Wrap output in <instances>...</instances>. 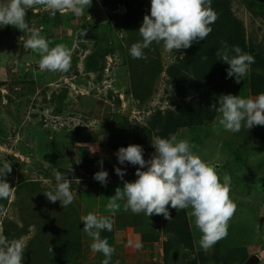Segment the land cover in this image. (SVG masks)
Masks as SVG:
<instances>
[{
    "label": "rangeland",
    "instance_id": "374dc122",
    "mask_svg": "<svg viewBox=\"0 0 264 264\" xmlns=\"http://www.w3.org/2000/svg\"><path fill=\"white\" fill-rule=\"evenodd\" d=\"M97 1L99 0H92L96 4ZM261 1L264 0L257 2ZM97 7L99 6H96L95 9H85V15L88 20H99L102 24H96L97 26L90 27V29H87L88 26H86L84 30L86 34L82 36L79 32L74 46L71 47L69 44L68 47L76 49L75 51L71 49L72 53L74 51L72 56L75 54L79 56L81 64L86 55L92 51L103 54L114 49L115 51H112L115 54L107 56L106 69L100 75L86 74L83 71V65L78 68V74L75 72L71 74V66L66 72L41 71L38 62L31 64L30 68L33 70H28L27 62L30 61L22 58L14 60L21 52L24 54L25 50H21L22 43L16 42L13 33L5 36L0 35V67L8 74L5 81H0V159L7 157L6 161L11 163L16 185H19L23 179L40 180L46 188L55 191L57 168H53V165L59 162L58 158L51 165L48 162L50 160H43L45 156L41 152H37L43 149L48 138L43 130L53 131L51 136L54 137V140L57 138L56 141L61 142L65 147L67 144L84 141L101 146L115 144L127 147L135 141L137 128L145 125L147 118L152 113L158 109L169 108L168 100L169 97L174 96V87L163 70L178 62L189 48L170 52L164 48L162 42L160 44L154 42L146 49L145 55L151 58V61L162 69V72L157 81L153 83L150 97L141 103L133 96L134 91L129 76L131 72L129 65L126 64L128 60L126 35L118 26L115 27L109 23L108 12H104L100 7V10H97ZM231 9L235 17L244 24L249 44L264 47V12L262 14L252 12V9L247 5V0H232ZM121 12L125 13L123 10ZM121 46L124 47V52L121 51ZM38 58H41L39 54ZM123 62L125 63L123 64ZM149 69L155 70L152 67ZM249 72L235 84L236 96L240 95L246 99L254 98L249 96L247 90ZM7 74L4 76L5 78ZM151 79L152 77H146L145 80ZM65 91H68L67 99L61 103V96ZM53 94L58 95L57 102L52 100ZM58 107L65 108L62 114L56 113ZM107 117H109L107 121L102 120ZM220 118L221 114L214 123L207 127L181 129L176 137L178 141L187 139L190 144L195 145L192 149L194 152L206 162L217 166L222 173L230 175V197L237 204V211L229 221L226 238L205 251L199 245L202 233L195 227L194 217L189 214L191 208L186 209L194 234L195 250L192 252L178 247L171 253L172 259L177 257V260L172 261L171 264H184L199 252L210 256L217 251L221 257H225L231 253L235 255L246 251L248 255L259 258L258 263L264 256V221H261L264 218V192H258L255 189L256 182L264 178V145L238 147V140L248 128L242 126L239 132L226 131L219 124ZM41 123L44 124V127L40 125ZM25 146L30 147V153H22L20 149ZM4 151L6 153L3 154ZM144 151L147 160L154 154L155 149L151 143L146 142ZM51 158H53L52 155ZM59 165H61L60 162ZM89 167L91 168L70 170L67 175V178L72 180L71 188L75 196L74 201L80 203L81 209L84 206L87 214L92 212L98 215L103 210L102 214L107 216L110 213L106 209L108 198L117 187L123 188V182L119 178L117 181L111 174L108 176L107 186H101L100 191L96 194L88 193L89 188H85L86 184L96 172L101 170L99 163H96L94 168L92 165ZM103 170L106 171L105 165H103ZM133 173L128 177V182L137 179ZM8 177L7 175V180ZM77 179L80 181L79 184ZM101 191H103L102 194ZM83 192L87 193L83 195ZM23 196L24 194H22V198ZM15 197L16 195L12 194L9 202L15 200ZM17 199H21V196ZM1 202L3 201L0 200V205ZM168 208L171 212L177 211L170 205ZM120 213L132 212L130 209L124 211L123 208H120L114 215ZM145 216L147 219L162 217V215L148 217L146 214ZM111 218H113L112 215ZM5 219L19 220V212L13 205L7 206L5 212L0 214V234L1 224ZM35 232L36 229L32 227L28 237L23 238L25 246L36 234ZM45 237L46 235L38 230L35 242L30 246L32 249L30 252H34V255L27 252L29 257L36 258L34 264L51 262V259L42 251L45 250V245H49V243L43 242ZM160 239L153 251L142 245L134 257H138L135 262L132 259L133 256L131 258L126 256L129 252L130 254L135 253L131 252L134 246H120L118 250L115 249L110 264H117V262L118 264H151V260L156 262L154 257L156 253H159V249H162L160 245L167 239V236L162 235ZM150 255H154V257L151 258ZM104 259L102 252H92L90 248L85 252L81 263L102 264ZM157 264L159 263L157 262ZM222 264H238V262L234 261L231 256L224 259Z\"/></svg>",
    "mask_w": 264,
    "mask_h": 264
},
{
    "label": "trees",
    "instance_id": "16d2710c",
    "mask_svg": "<svg viewBox=\"0 0 264 264\" xmlns=\"http://www.w3.org/2000/svg\"><path fill=\"white\" fill-rule=\"evenodd\" d=\"M257 1L247 0V5L255 14H262L264 12V1H261L262 3ZM99 2L108 12L109 23L115 27L118 26L126 35L125 42L128 58L126 64L127 66L129 65L131 72L129 76L134 91L133 96L136 100L143 103L150 97L153 83L157 81L162 69L151 61L152 59L147 55V59L132 58L130 47L133 43L142 41L138 30L143 22L144 15H150L151 0H99ZM231 5L232 0H212L211 7L218 14V19L211 25L212 32L204 41L193 43L178 62L163 70L174 87V96L169 97L168 100L169 108L165 110L158 109L152 113L147 118L145 125L139 129L137 128L135 141L132 144H138L144 148V143H152L156 135L161 138H168L170 134L177 135L181 129L207 127L219 118L220 113L213 109L212 106L215 105L216 108H219V98L222 95L231 94L236 96L234 88L237 83L235 77L227 78L228 65L216 56V52L221 50L224 44H227L229 49L233 46H239L243 52L249 53L255 58V62L250 66L247 78L248 94L250 97L255 98L264 92V47L249 44L244 24L235 17ZM123 8L125 13L121 12ZM48 19L46 18L42 23L48 24L50 22ZM55 20L58 24L59 20L57 17ZM44 33L41 34L46 37ZM54 46L55 43L52 41L50 48ZM112 50L115 51L110 49L103 54L92 51L86 55L82 64L80 57L76 56V54L73 55V63L70 65L72 67L71 74L73 72L78 74V68L82 65L86 74H103L106 69L105 60L107 56L115 54ZM121 51L124 52V47L122 46ZM144 51L147 50L145 49ZM230 54L234 55V53ZM203 57H207V59L204 60L202 59ZM150 67L155 70L149 69ZM146 77H152V79L146 81ZM67 95L68 91L62 94L61 103L67 99ZM57 99L58 95L53 94L52 100L57 102ZM63 107H58L56 113L62 114L65 110ZM108 119L109 117L102 120L107 121ZM40 125L44 127L43 123ZM157 129H159L158 132L156 131ZM245 131L238 143L236 142L238 147L264 145V126H255L251 129H245ZM43 132L48 138L43 149L37 152H41L45 156L43 160H50L48 162L51 165L58 158L61 165L57 162V164L53 165V168H57V171L67 177L71 170V165L68 164L69 162L67 163V159L72 155L71 152H68V147L56 141L57 138L54 140V137L51 136L53 131L45 129ZM69 145L80 152L79 156L76 157L78 163L80 158L86 160L87 149L76 147L75 144H67L66 146ZM105 147L115 150L124 146L111 144ZM29 148L25 146L20 150H22L23 154L30 153L31 149ZM17 152L20 153V151ZM4 153L6 152L4 151ZM51 155L53 158H51ZM145 156L146 153L144 151V159L146 160ZM2 158L4 159H0V166H2L4 160H8L7 157ZM80 166L83 167L85 165ZM138 167L133 166L130 174L133 172L135 174ZM83 168L86 169L87 166ZM109 175L111 174L109 173ZM8 176L7 182L16 188L13 193L16 197L15 200L10 202L9 198L0 199L3 201L0 205V214L5 212L7 206L13 205L19 212V220L5 219L1 224V234L9 240L23 239L28 237L32 227L36 229V234L25 246L23 264H34L33 262L36 261V258L29 257L27 252L34 255V252H30V246L35 242L38 230L46 235L43 242L45 244L49 243V245H45V250H42L51 259L48 264H82V258H84L85 252L90 249V245L93 242L92 238L82 231L84 225L81 217L87 215L84 206L81 209L80 203L74 201L66 208H63L59 201L51 203L47 200L43 194L54 189L46 188L40 180L23 179L19 185H16L13 178V170ZM88 188V193L96 194L98 191L95 185H89ZM255 189L258 192H264V178L256 182ZM85 193L87 192L82 194L84 195ZM22 194L26 196L22 198ZM82 194L81 196H83ZM20 196L21 199L18 200L17 197ZM169 212L172 217L170 222L163 216L158 219H147L143 212L140 214H119L116 216V225L119 230L127 226L137 229L141 234L142 245L152 251L159 244L161 236H167L160 248L162 247L163 249V264H171L172 261L177 260V257L172 259L171 253L177 250L178 247L193 252L195 250V239L186 209ZM101 238L105 237L101 236ZM108 243L111 245L110 239ZM43 252L42 255H44ZM231 256L238 264H248L254 258L248 255L246 251L235 255L231 253V255L228 254L225 257H221L217 251L210 256L199 252L184 264H222L224 259ZM150 257L153 258L154 255H150ZM150 263L157 264V262L152 260ZM253 263L258 264L255 260ZM37 264L40 263L38 262Z\"/></svg>",
    "mask_w": 264,
    "mask_h": 264
},
{
    "label": "clouds",
    "instance_id": "9594fccd",
    "mask_svg": "<svg viewBox=\"0 0 264 264\" xmlns=\"http://www.w3.org/2000/svg\"><path fill=\"white\" fill-rule=\"evenodd\" d=\"M212 0H151L150 15H144L139 27L142 41L133 43L130 55L134 59H147L145 49L154 42L168 51L190 48L193 43L204 41L212 32L211 25L218 19V14L211 7ZM44 5L56 12H71L82 16L92 0H3L0 2V25L13 26L21 33L28 32L27 39L22 35L23 46L40 55L38 62L41 71L66 72L71 65L72 51L63 44L50 48L52 41L41 34L36 27H30L26 19L28 9L34 5ZM124 11V8L121 9ZM86 33L81 31V35ZM230 53H234L231 55ZM216 56L228 65L227 78L236 81L247 74L255 58L243 52L239 46L228 48L227 44L216 52ZM202 59L206 60L207 57ZM221 114L219 124L231 132H239L242 126L251 129L264 126V92L255 98H242L231 94L219 98V108L212 106ZM157 132L159 129L156 130ZM154 154L144 159V148L138 144L120 147L115 153L120 165L139 166L133 182L124 181L126 175L121 168L115 173L123 181V188L117 187L115 195L108 198L106 209L113 215L120 210H131L134 214L145 213L148 217L162 215L169 222L172 209L191 208L195 227L202 233L199 245L205 251L211 249L228 234L229 221L237 211V204L230 197L231 177L222 173L217 166L206 162L192 149L195 145L187 139L177 140L175 134L168 138L156 135L151 143ZM101 170L93 179L107 186L109 173L103 170V160L99 162ZM146 169V170H142ZM11 163L4 160L0 166V199H8L16 188L7 182L11 173ZM77 183L80 181L77 179ZM72 180L59 171L55 172V191L43 195L51 203L60 202L63 208L74 202ZM82 231L92 238V252H102L105 259L102 264H110L115 248L107 238H101V231H111L113 220L110 216H98L92 212L81 217ZM131 243V242H129ZM136 249L142 243L135 244ZM52 251V249H50ZM25 244L23 239L9 240L0 234V264H23ZM118 264V262H117Z\"/></svg>",
    "mask_w": 264,
    "mask_h": 264
},
{
    "label": "crops",
    "instance_id": "0c3cea01",
    "mask_svg": "<svg viewBox=\"0 0 264 264\" xmlns=\"http://www.w3.org/2000/svg\"><path fill=\"white\" fill-rule=\"evenodd\" d=\"M0 2H3V0H0ZM96 6H99L102 10H104V12H107L102 7L99 1H97V4L95 2H92L91 6L88 9H95ZM99 7H97L96 9L100 10ZM85 14L86 13H84V15L82 16H76L71 12H65V13L56 12L55 14H53L52 10L47 9L44 5L36 4L32 8L28 9V15L26 19L30 27L34 26L38 28L42 34L46 32L44 34L46 35L48 39L50 40L52 39L51 41L58 43V44L63 43L67 46L71 44V47H72L74 46V43L78 39V33L81 31H84L86 26H88L87 29H90V27L97 26L96 24L98 25L99 23L102 24L101 22H99V20L97 21L88 20V17H86ZM56 17L59 20L58 24L56 23V20H55ZM46 18H49L48 21L50 22H48V24H43L42 21L45 20ZM10 33H13L16 42L20 41V43H22L21 50L22 49L25 50L24 54L23 52H21L18 57L14 58V60L17 58L20 60V58H22V59H25L26 61H30V62H27V67H29L27 69L33 70L32 68H30L31 64L37 63L40 60V58H38V53L25 48L23 46L24 41L20 40V37L22 35L24 36L25 39H27L30 33L24 32L23 34L13 26L3 27L2 25H0V35L2 34L5 36L6 34H10ZM71 49L74 51L76 50L74 48H71ZM15 69L17 70L18 67ZM6 74H7L6 71L4 72V69L0 67V81H5L8 78V74L6 78L4 77L6 76ZM75 146L83 148V149H87V153H86L87 158L86 160L80 158L79 160L80 162L78 163V160L76 159V157L79 156L80 152L73 149L72 146L70 145L67 146L68 152H71L72 154L67 159V163L69 162L68 164L71 165L70 167L71 170L81 169L85 166H87V168H91L89 167L91 165L94 168L96 163H98L100 160H103V165H105L106 171L114 175L117 181H118V178L120 179V177H118L115 173V168L117 167L121 168L122 171L126 172V175L124 176L123 180L127 181L129 179L128 177L133 170V166L127 163L125 165H120L118 163L117 156L115 155L118 149L111 150L105 146L93 144L87 141H84L82 143H76ZM87 164H90V165H87ZM80 165H85V166L82 167ZM120 181L123 182L121 179ZM97 183L99 184L98 186H97ZM89 185L97 186V189H98L97 193L100 191V187L102 186L100 182L94 180L93 178L89 180L85 188L87 189ZM102 192L103 191H101V194ZM114 195H115V191L112 193L111 197ZM121 208H123L122 202H121ZM102 211L103 210H101L99 213L97 212L98 216H106L105 214H102ZM120 214H134V213H120ZM111 215L113 216L112 230L111 231L102 230L100 235L107 238L108 240L110 239L111 240L110 246L114 247L117 250H118V247L120 246L127 247L128 245L130 246L133 245L134 247L131 252H135V253L130 254L129 252V254L128 255L126 254V256L130 258L133 256L132 259H134V262H135L138 259V257L134 258L138 250L135 248V244L137 242L141 243V234L137 231V229H135L134 227H129V226L125 228H121V230H119V227L116 225L117 215H113L112 213H109L107 216L111 217ZM159 250H160L159 253H156L154 257L155 258L154 260H156V262H158L159 264H161V261H162V264H163V260H162L163 249H159ZM263 259H264V256L261 258V262H259L258 264H264Z\"/></svg>",
    "mask_w": 264,
    "mask_h": 264
},
{
    "label": "water",
    "instance_id": "95a60500",
    "mask_svg": "<svg viewBox=\"0 0 264 264\" xmlns=\"http://www.w3.org/2000/svg\"><path fill=\"white\" fill-rule=\"evenodd\" d=\"M261 221L263 222V221H264V218H262ZM254 260H255L256 262H258L259 258L254 257L253 259H251V260L248 262V264H256V263H253Z\"/></svg>",
    "mask_w": 264,
    "mask_h": 264
}]
</instances>
